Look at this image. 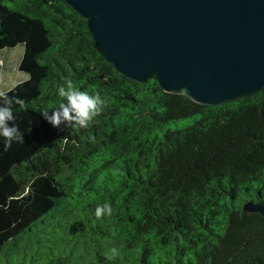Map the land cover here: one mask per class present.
<instances>
[{
    "label": "trees",
    "instance_id": "16d2710c",
    "mask_svg": "<svg viewBox=\"0 0 264 264\" xmlns=\"http://www.w3.org/2000/svg\"><path fill=\"white\" fill-rule=\"evenodd\" d=\"M17 45L25 77L0 91L25 101L24 144L0 137V264H264V216L242 209L264 203V90L206 106L131 81L63 0H0V49ZM66 79L105 101L87 128L41 114Z\"/></svg>",
    "mask_w": 264,
    "mask_h": 264
},
{
    "label": "water",
    "instance_id": "95a60500",
    "mask_svg": "<svg viewBox=\"0 0 264 264\" xmlns=\"http://www.w3.org/2000/svg\"><path fill=\"white\" fill-rule=\"evenodd\" d=\"M121 76L206 106L264 90V0H63ZM242 209L264 216V203Z\"/></svg>",
    "mask_w": 264,
    "mask_h": 264
},
{
    "label": "clouds",
    "instance_id": "9594fccd",
    "mask_svg": "<svg viewBox=\"0 0 264 264\" xmlns=\"http://www.w3.org/2000/svg\"><path fill=\"white\" fill-rule=\"evenodd\" d=\"M58 95L66 102H61L58 108L51 111V114L47 110L41 113L53 127L64 124L76 130L87 128L102 113L105 105V101L99 93L90 94L88 91L80 90L70 79H66L64 84L58 88ZM24 103L25 101L19 96L9 97L7 92L0 91V137L4 138L5 151L12 147L13 142L24 144V133L16 123H11L16 119L12 105L23 106ZM111 214L112 207L109 203L96 207L97 219ZM118 255L119 251L116 248L105 253L108 260H112Z\"/></svg>",
    "mask_w": 264,
    "mask_h": 264
},
{
    "label": "rangeland",
    "instance_id": "374dc122",
    "mask_svg": "<svg viewBox=\"0 0 264 264\" xmlns=\"http://www.w3.org/2000/svg\"><path fill=\"white\" fill-rule=\"evenodd\" d=\"M22 52L21 45H17L13 48L0 49V89L8 88L15 82L24 78L25 75L18 71L16 65L19 62V58ZM19 54V57H18ZM199 115L195 114L186 118L178 119L164 125L163 130L169 129H182L195 122Z\"/></svg>",
    "mask_w": 264,
    "mask_h": 264
}]
</instances>
